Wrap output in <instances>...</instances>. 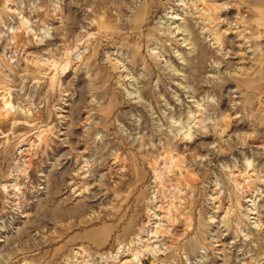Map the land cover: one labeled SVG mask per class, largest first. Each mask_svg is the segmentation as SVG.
<instances>
[{
    "label": "rangeland",
    "instance_id": "1",
    "mask_svg": "<svg viewBox=\"0 0 264 264\" xmlns=\"http://www.w3.org/2000/svg\"><path fill=\"white\" fill-rule=\"evenodd\" d=\"M152 253L264 264V0H0V264Z\"/></svg>",
    "mask_w": 264,
    "mask_h": 264
},
{
    "label": "bare ground",
    "instance_id": "2",
    "mask_svg": "<svg viewBox=\"0 0 264 264\" xmlns=\"http://www.w3.org/2000/svg\"><path fill=\"white\" fill-rule=\"evenodd\" d=\"M156 230H158V229H156ZM159 230H160V229H159ZM147 242H148V241H147ZM152 254H154V253H152ZM149 260L152 261V264H160L159 261H158V259H157V257H156V254L152 255V257L150 256V257H149ZM123 264H124V263H123Z\"/></svg>",
    "mask_w": 264,
    "mask_h": 264
},
{
    "label": "water",
    "instance_id": "3",
    "mask_svg": "<svg viewBox=\"0 0 264 264\" xmlns=\"http://www.w3.org/2000/svg\"><path fill=\"white\" fill-rule=\"evenodd\" d=\"M148 264H152V261L150 260V261L148 262Z\"/></svg>",
    "mask_w": 264,
    "mask_h": 264
}]
</instances>
